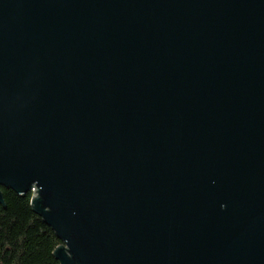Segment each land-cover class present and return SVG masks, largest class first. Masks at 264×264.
Wrapping results in <instances>:
<instances>
[{"label": "water", "instance_id": "1", "mask_svg": "<svg viewBox=\"0 0 264 264\" xmlns=\"http://www.w3.org/2000/svg\"><path fill=\"white\" fill-rule=\"evenodd\" d=\"M1 188L60 264H264V0H0Z\"/></svg>", "mask_w": 264, "mask_h": 264}, {"label": "trees", "instance_id": "2", "mask_svg": "<svg viewBox=\"0 0 264 264\" xmlns=\"http://www.w3.org/2000/svg\"><path fill=\"white\" fill-rule=\"evenodd\" d=\"M1 191L6 208L0 205V264H60L53 253L61 242L33 211V194Z\"/></svg>", "mask_w": 264, "mask_h": 264}]
</instances>
